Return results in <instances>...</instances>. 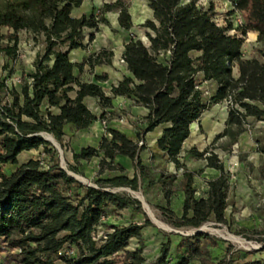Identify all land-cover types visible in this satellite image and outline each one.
Listing matches in <instances>:
<instances>
[{
	"label": "trees",
	"instance_id": "trees-1",
	"mask_svg": "<svg viewBox=\"0 0 264 264\" xmlns=\"http://www.w3.org/2000/svg\"><path fill=\"white\" fill-rule=\"evenodd\" d=\"M83 1L0 0L1 70L7 75L0 79V264H147L142 247L128 249L131 239H140L142 230L152 226L146 216L143 225L107 226L105 239L94 240L93 234L109 211L130 208L144 215L136 199L111 189L136 191L139 180L152 184L139 153L145 149L142 134L160 125L166 127L155 142L156 149L182 171L183 202L173 226L198 230L207 222L225 224L230 173L213 151L190 149L188 154L205 161V168L219 172L217 178L206 182L205 196L196 197L193 178L202 171H188L179 162L182 145L191 124L211 106L224 102L228 117L223 136L230 144L246 131L248 120L264 126V54L261 60L244 59L241 52L249 32L257 33L256 41L264 43V0H227L242 19L234 34H230V23L216 25L211 10L204 11L198 0H146L155 21L142 25L152 32L146 36L148 45L134 39L124 45L121 59L130 76L123 77L108 93L94 82L80 80L75 70L82 73L85 65H108L113 53L101 48L81 63L71 62L69 53L86 48V30L97 32L100 24H108L103 17L106 12L116 11L119 27L130 30L129 4L116 0L103 4L96 14L74 17ZM22 32L30 35L33 43L40 41L43 50L36 53L32 70L21 72L17 90L7 86L6 78L16 71ZM93 37L92 33L89 42ZM106 79L105 75L95 76L97 82ZM204 84L212 86L208 99L201 89ZM117 97L147 110L146 127L137 141L107 129L96 148L72 152L73 164H67V170L81 176L82 162L99 159L98 178L93 187L85 186L61 169L56 149L40 134L51 135L64 148L66 126L82 131L104 117V113L98 118L89 110L86 98L96 99L98 106L107 110ZM39 148L50 156L49 166L36 159L18 162L21 153ZM256 152L264 154V144L257 142ZM117 156L133 162L139 179L136 174L132 178L123 174L99 178L105 172H123L122 166L114 164ZM6 166L14 169L5 172ZM175 181L174 174H160L157 180L167 202ZM160 209L174 217L170 209ZM202 241L223 242L204 232L180 236L176 249L182 253L177 264H188L194 257L201 264H227L229 248L214 262L205 258ZM169 247L168 239L152 264H168ZM65 248L76 252L66 256L61 253ZM259 251L264 252V246ZM245 264H264V259Z\"/></svg>",
	"mask_w": 264,
	"mask_h": 264
},
{
	"label": "rangeland",
	"instance_id": "rangeland-1",
	"mask_svg": "<svg viewBox=\"0 0 264 264\" xmlns=\"http://www.w3.org/2000/svg\"><path fill=\"white\" fill-rule=\"evenodd\" d=\"M134 1L125 0L126 3L130 4V8ZM199 6L204 11L211 10L213 20L218 21L222 26H227L229 22H232L235 14L240 15L227 0H201ZM5 32L6 30L4 29L2 33ZM256 38L255 33H249V35L246 34L244 36V42L241 47L242 57L244 59L254 58L261 60V54H264V43L257 42ZM18 47L19 59L14 65L16 71L12 76L6 78L7 86H14L17 90L20 87L21 72H29L32 70L35 55L37 52H42L43 45L40 41L37 44L33 43L31 36L22 32L19 34ZM115 60L114 64L117 68L122 66V62H116ZM3 63L4 59L0 57V79L7 76L6 72H2L1 70ZM116 70L120 72V69ZM82 79L89 80L90 77L83 75ZM201 89L204 92L205 98L208 99L212 91V86L204 84L201 86ZM86 104L92 112L96 113L98 118L103 113L104 117L99 118V128L97 129H88L84 132L74 131L70 127L64 129V148L60 147V153L57 152L56 158L59 161V166L65 169H67V164H73L71 158L72 152H78L80 148L85 146L96 147L100 140V135L108 127L120 128L131 125L135 131L139 132L135 123L141 116L133 110V103L131 104L125 101L124 103L116 105L114 109L103 112L98 108L94 100H90ZM222 105L227 106L225 102ZM223 111L222 106L210 108L206 111L200 120L192 125V135L186 143V148L190 149L193 147L198 152L204 149L213 151L217 154L219 161L230 172L227 198L228 207L225 212L226 223L218 224L215 222H207L199 227L203 228L202 231L204 233L223 242L214 244L202 241L200 249L206 252V259L209 257L210 260L217 262L224 256L225 249L229 248L230 251L227 253L225 262L227 264H244L249 261L264 259V253H260L259 251L264 246V154L255 152L257 142L264 144V126L260 122L248 120L245 133L238 137L235 144H230L228 137L223 136ZM133 138L137 139V136ZM145 143L146 149L140 152L139 155L143 162L149 161L152 164L149 170L153 175L154 181L160 174L174 172L173 167L167 164L163 158L155 157L154 145L149 141ZM28 159L40 160L44 167L51 164L50 156L43 155L42 148L23 153L20 155L18 162L23 163ZM182 162L188 171L193 172L198 171L204 164L201 160L187 157L182 158ZM121 164L125 168L123 174L132 176L134 172L132 164L127 160H121ZM12 169L14 167L6 166L4 171L7 172ZM81 170L83 176L73 174L78 179L93 185V180L97 178L98 159H92L88 163H82ZM181 172V170L176 172V181L170 185L172 193L168 202L164 199L161 188L158 185L149 186L141 180L138 182V189L136 191L129 188L111 189V191H117L120 194L128 195L132 198H142L148 206V209L146 206L140 204L144 215L129 210L109 211V215L101 221L102 224L98 227L97 234L104 235L109 225H143L144 216H146L152 226H147L142 230L140 239H131L128 249L134 250L142 247L146 263L152 264L160 256L162 246L169 239L168 264H177L181 258L180 253H182L176 249V245L180 241V236H191L196 230L192 228H175L173 226L177 222L176 218L181 214V204L183 202L180 186ZM118 174H120L118 171L105 172L100 177L103 178ZM203 176H206L205 171L202 175L194 179L199 193H201V186L204 180ZM161 207L170 209L174 213V217L164 213L160 209ZM149 213L153 222L159 227L162 226V229L150 221ZM219 233L221 236H219ZM228 235L241 240V244L227 239L226 237ZM184 246L183 244V252L185 250ZM249 251H257V253L254 255L243 254ZM188 264H201V262L200 259L194 257Z\"/></svg>",
	"mask_w": 264,
	"mask_h": 264
},
{
	"label": "crops",
	"instance_id": "crops-1",
	"mask_svg": "<svg viewBox=\"0 0 264 264\" xmlns=\"http://www.w3.org/2000/svg\"><path fill=\"white\" fill-rule=\"evenodd\" d=\"M115 1L116 0H84L83 3L81 4L80 8L76 12L73 13V16L74 17H80L82 15H90L92 13L96 14L100 10V8L102 7L103 4H110V3H113ZM128 13L130 15L131 23H132V27H131L130 30L126 31V30H124V29L119 27V25H118V13L116 11L106 12L103 15V17L106 19L108 24L107 25L100 24L99 27H98V31L97 32H94L93 30H86L85 31V44L87 45L86 48L85 49L72 50L69 53V59L73 63H81V62H83L90 54L97 52L101 48H106V49L110 50L113 53V57L111 59V63L108 64V65H98V66H94L93 68H90L87 65H85L83 67L82 73L78 72V70H75V74L79 77L80 80H82L84 82H94L95 84L99 85L103 89V91L105 93H108L110 88L113 85H116L119 81H121L123 79V77H129L130 76L129 72L127 71V68H126L125 64L122 62V59H121L122 54H123V50H124V45L126 43H128L131 39L140 40L144 45H148V39H147L146 36H147V34H151L152 35V32L149 29L142 27L143 23L146 22V21H152V22L155 23V21L153 19V13L148 8V4H147L146 0H135L133 5L131 6V8H130V4H129ZM92 33H93L94 37H93V40L91 42H89V36ZM249 33H254V32H249ZM249 33H247V34L249 35ZM256 36H257V33H255V37ZM114 60L116 62L117 61L122 62V66L117 68L115 66V64H114L115 63ZM116 69H120V72H117ZM234 73L236 74V70H235ZM83 75H87L88 77H90V79L89 80L88 79L87 80L86 79L85 80L82 79ZM101 75H105L107 77L105 82H97L95 80V76H101ZM114 75H115V77H114ZM90 100L91 101L92 100L96 101L97 106H98V102L94 98H86L85 99V103L90 101ZM125 101L128 102V103H131V104L133 103V101L131 102L130 100H127V99H125L123 97H117V98H115L112 101V107L110 109H114L116 107V105L124 103ZM132 106H133V110L135 111V113L139 114L141 116L140 118H138V121L135 123L136 127H138L139 132L135 131L134 128L131 125L120 127V128L108 127V128L105 129L103 134L100 135V140L97 143L98 145L101 142V140L106 136V130L107 129L115 130V131L125 135L128 139H130L132 141H137V139H134L133 137L138 136V134L146 127V124L144 122V117L147 115V110L145 108L141 107V106H137V105H134V104H132ZM220 106H222V108L224 110L223 111L224 112V130H223V133H224L225 128H226L225 123H226V120H227V117H228L227 106L226 105H222V103H221V104L213 105L210 108L220 107ZM98 108H100V107L98 106ZM110 109H107V110H110ZM208 110H206V111H208ZM103 111H106V110H102V112ZM94 114H96V113H94ZM201 116H200V118H201ZM200 118L196 122H194L193 124L197 123L200 120ZM193 124H191V126H190L189 137L183 143L182 148H181V152H180V154L178 156V160H179V162L181 164H183L182 158H184V157L193 158L191 155L188 154L189 150L193 149V147L190 148V149L186 148V143L188 142V140L190 139V137L192 135L191 128H192ZM66 127H70L71 128V126H69V125L66 126ZM165 127H166V125L157 126L152 132H148V133L142 134V136L144 138L145 149H146V143L145 142H148V141L151 142V144L154 145V147H155V149H154L155 150V152H154L155 157L163 158L164 161L167 164L171 165L173 167L174 172H172L170 174H174L176 176L177 175L176 172L178 170H181V169H177L173 163L169 162V159L166 156V154H164V153L160 152L159 150H157L156 146H155V142H156L157 138L161 135V133H162V131L164 130ZM97 128H99V119L96 122H94L88 129H97ZM88 129H86V130H88ZM86 130H82V131H79V132H84ZM85 147H92V146H85ZM96 147H93V148H96ZM31 151H28V152H31ZM202 151H200V152H202ZM255 152H256V150H255ZM23 153H27V152H23ZM23 153H21L20 155H22ZM20 155L18 156V160H19ZM139 158H140V155H139ZM94 159H96V158H94ZM193 159H195V158H193ZM28 160H26V161H28ZM121 160H127L133 166V162L130 159H128L126 157H121V156H117L115 158L114 164L115 165L119 164L120 166H122ZM195 160H198V159H195ZM201 161H203V160H201ZM98 162H99V159H98ZM140 162H141L142 166H144V167H146L148 169L152 165L149 161L143 162L141 160V158H140ZM203 162H204V164H203L202 168H200L198 171L194 172V173H198L199 171H202L199 175H196L193 178V187H194V189L196 191V193H195L196 197L205 196V193H206V190H207L206 182L210 181V180H213V179H215V178H217L219 176V172L217 170L212 169V168H205L206 163H205V161H203ZM82 163H88V162H82ZM122 168L124 170L120 174H123L125 172V168L123 166H122ZM224 168H225L226 171H228L225 166H224ZM133 170H134V172H133L132 176H128L127 174H123V175H126L129 178H132L136 174L138 176V179H139L138 172L134 169V166H133ZM204 171L206 173V176L205 177L203 176L204 180H203V184L201 186V193H199V191L196 188L194 179H195V177L202 175L204 173ZM191 172H193V171H191ZM120 174H118V175H120ZM115 176H117V175L106 176V177H115ZM151 176H152V184H150V182L147 181V180H142V182H146L147 185H149V186L158 185L157 180L159 179L160 176L158 175L155 181H154V178H153L152 174H151ZM106 177H103V178H106ZM97 178H98V176H97ZM99 178H102V177L99 176ZM161 191H162V189H161ZM181 194H182V192H181ZM182 197H183V194H182ZM123 210H129L131 212L137 213V212L131 210L130 208L123 209ZM123 210H120V211H123ZM109 226H111V225H109ZM114 226H117V225H114ZM123 226H127V225H123ZM260 253H264V252H260Z\"/></svg>",
	"mask_w": 264,
	"mask_h": 264
},
{
	"label": "water",
	"instance_id": "water-1",
	"mask_svg": "<svg viewBox=\"0 0 264 264\" xmlns=\"http://www.w3.org/2000/svg\"><path fill=\"white\" fill-rule=\"evenodd\" d=\"M40 135L42 136V138H43L46 142H49V143H50V144L56 149L57 152L60 153V146L58 145V143L55 141V139H54L51 135H49V134H44V133H42V134H40ZM61 169L65 170V172L67 173L68 176L72 177L73 179H75V180L78 181L79 183H81V184H83V185H85V186L93 187L92 184H90V183H88V182H86V181H82V180L78 179V178H77L72 172L68 171L67 169H65V168H63V167H61ZM134 199H136L140 204L146 206L147 209H148V206L146 205V203L144 202V200H143L142 198L135 197ZM148 216L150 217V213L148 214ZM150 221H151L153 224H155V223L153 222V220L151 219V217H150ZM155 225H156L158 228H161V227H159L157 224H155ZM161 229H162V228H161ZM200 232H203V231L201 230V228H199L198 230H196V232H194L193 235L196 234V233H200Z\"/></svg>",
	"mask_w": 264,
	"mask_h": 264
},
{
	"label": "built area",
	"instance_id": "built-area-1",
	"mask_svg": "<svg viewBox=\"0 0 264 264\" xmlns=\"http://www.w3.org/2000/svg\"><path fill=\"white\" fill-rule=\"evenodd\" d=\"M201 3V0H198V5H200ZM216 25H219L221 26V24L218 23V21H214ZM231 24V30H230V33L231 34H234L236 32V30L242 26V19L240 17V15L238 14H235V18L233 19L232 22H229ZM123 62V61H122ZM142 142L139 143V145H141ZM104 219L102 218L101 221H103ZM100 236V237H99ZM105 239V234L104 235H99L97 234V231L95 234H93V239L94 240H99V239ZM75 249H68V248H65L61 251L62 254L66 255V256H73L75 254Z\"/></svg>",
	"mask_w": 264,
	"mask_h": 264
},
{
	"label": "bare ground",
	"instance_id": "bare-ground-1",
	"mask_svg": "<svg viewBox=\"0 0 264 264\" xmlns=\"http://www.w3.org/2000/svg\"><path fill=\"white\" fill-rule=\"evenodd\" d=\"M162 227V226H161ZM165 227V226H164ZM203 228H201V230H202ZM218 235V234H217ZM219 236H221L220 235V233H219ZM225 237V236H224ZM227 239H230L231 241H233V242H236V243H240L241 244V240H239V239H236V238H234L233 236H230V235H228L227 237H226ZM243 242V241H242Z\"/></svg>",
	"mask_w": 264,
	"mask_h": 264
}]
</instances>
